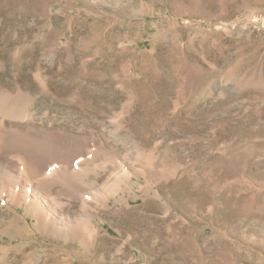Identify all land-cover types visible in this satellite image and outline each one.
Wrapping results in <instances>:
<instances>
[{
	"label": "rangeland",
	"instance_id": "374dc122",
	"mask_svg": "<svg viewBox=\"0 0 264 264\" xmlns=\"http://www.w3.org/2000/svg\"><path fill=\"white\" fill-rule=\"evenodd\" d=\"M0 264H264V0H0Z\"/></svg>",
	"mask_w": 264,
	"mask_h": 264
},
{
	"label": "bare ground",
	"instance_id": "6f19581e",
	"mask_svg": "<svg viewBox=\"0 0 264 264\" xmlns=\"http://www.w3.org/2000/svg\"><path fill=\"white\" fill-rule=\"evenodd\" d=\"M87 166V165H86Z\"/></svg>",
	"mask_w": 264,
	"mask_h": 264
}]
</instances>
